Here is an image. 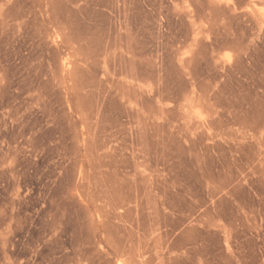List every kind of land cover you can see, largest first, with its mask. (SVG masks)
<instances>
[{"label":"rangeland","instance_id":"1","mask_svg":"<svg viewBox=\"0 0 264 264\" xmlns=\"http://www.w3.org/2000/svg\"><path fill=\"white\" fill-rule=\"evenodd\" d=\"M0 264H264V0H0Z\"/></svg>","mask_w":264,"mask_h":264}]
</instances>
